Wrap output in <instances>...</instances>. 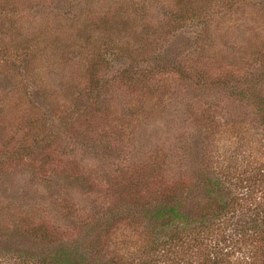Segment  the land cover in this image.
I'll list each match as a JSON object with an SVG mask.
<instances>
[{
    "label": "rangeland",
    "instance_id": "rangeland-1",
    "mask_svg": "<svg viewBox=\"0 0 264 264\" xmlns=\"http://www.w3.org/2000/svg\"><path fill=\"white\" fill-rule=\"evenodd\" d=\"M263 209L264 0H0V264H264Z\"/></svg>",
    "mask_w": 264,
    "mask_h": 264
},
{
    "label": "trees",
    "instance_id": "trees-1",
    "mask_svg": "<svg viewBox=\"0 0 264 264\" xmlns=\"http://www.w3.org/2000/svg\"><path fill=\"white\" fill-rule=\"evenodd\" d=\"M215 192L218 193L220 191H222L220 183L215 182ZM218 191V192H217ZM173 198L169 197L163 204L159 205L157 211H156V223L158 224V228L155 231V233L159 236L162 234H168V230H171L173 228H175L176 232L170 234L168 237L169 240H164V241H160L157 240V244L156 246H168L169 244H171V242L173 240L177 241L180 237V232L178 231L177 227L182 226L183 222L185 223H190L191 220H193V218L190 217L189 213L182 211L179 207H180V200H176V195L172 194L171 195ZM178 198V197H177ZM229 205L230 203L226 202V203H222L220 205H218L216 207V210L219 211L220 213L224 212L226 209H229ZM206 213H204L205 215ZM190 220V221H189ZM251 222V225L249 224V222ZM247 221L250 227V230L252 231V235L256 236L257 241H259L260 243L263 244V248H264V209H263V213L261 210H258L256 212V215L254 217V219ZM246 222V223H247ZM203 223V222H201ZM182 229H185V227H183ZM157 246V248H159ZM218 252V250H216ZM217 258V256L215 257V259ZM219 259V258H218ZM217 259V260H218ZM46 259H43V264H86L84 263V261L80 258H77L76 256H72L71 253H68L66 251H62L60 254L57 253V256H54L53 258L49 259L50 261L48 262H44ZM214 260V259H213ZM77 261L79 263H77ZM223 260L221 261H213V264H222ZM27 264H36L34 262H26ZM25 263V264H26ZM87 264H91V263H87ZM104 264H110V263H104ZM115 264H121L120 262L115 263ZM125 264V263H123Z\"/></svg>",
    "mask_w": 264,
    "mask_h": 264
}]
</instances>
